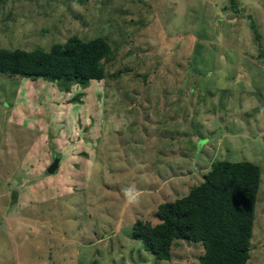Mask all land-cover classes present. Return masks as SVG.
<instances>
[{
    "label": "rangeland",
    "instance_id": "rangeland-1",
    "mask_svg": "<svg viewBox=\"0 0 264 264\" xmlns=\"http://www.w3.org/2000/svg\"><path fill=\"white\" fill-rule=\"evenodd\" d=\"M98 37L102 77L0 72V264H199L202 242L162 259L136 224L225 159L262 168L264 264V0H0V50Z\"/></svg>",
    "mask_w": 264,
    "mask_h": 264
},
{
    "label": "trees",
    "instance_id": "trees-1",
    "mask_svg": "<svg viewBox=\"0 0 264 264\" xmlns=\"http://www.w3.org/2000/svg\"><path fill=\"white\" fill-rule=\"evenodd\" d=\"M251 27L259 38L254 22ZM108 49L103 37L73 39L65 48L56 45L51 51L3 49L0 72L95 79L103 76L99 62ZM259 55L264 56L262 51ZM261 176L262 168L255 162L218 160L188 196L159 206L162 223L151 226L138 220L135 236L162 259L171 258L173 239L191 238L202 242L205 249L199 264H247Z\"/></svg>",
    "mask_w": 264,
    "mask_h": 264
},
{
    "label": "water",
    "instance_id": "water-1",
    "mask_svg": "<svg viewBox=\"0 0 264 264\" xmlns=\"http://www.w3.org/2000/svg\"><path fill=\"white\" fill-rule=\"evenodd\" d=\"M59 162H60V158L59 157H55L54 161L52 162V164L48 167L47 172L50 174H54L56 172V170L59 167Z\"/></svg>",
    "mask_w": 264,
    "mask_h": 264
},
{
    "label": "crops",
    "instance_id": "crops-1",
    "mask_svg": "<svg viewBox=\"0 0 264 264\" xmlns=\"http://www.w3.org/2000/svg\"><path fill=\"white\" fill-rule=\"evenodd\" d=\"M206 143H207V142H206ZM206 143H205V144H206ZM259 165H260V164H259Z\"/></svg>",
    "mask_w": 264,
    "mask_h": 264
}]
</instances>
